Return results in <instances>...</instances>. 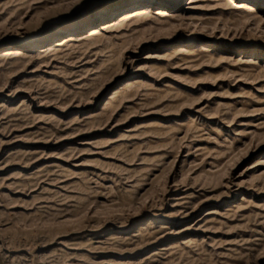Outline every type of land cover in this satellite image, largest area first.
<instances>
[{"label":"rangeland","instance_id":"374dc122","mask_svg":"<svg viewBox=\"0 0 264 264\" xmlns=\"http://www.w3.org/2000/svg\"><path fill=\"white\" fill-rule=\"evenodd\" d=\"M129 1L0 0V264H264V0Z\"/></svg>","mask_w":264,"mask_h":264},{"label":"bare ground","instance_id":"6f19581e","mask_svg":"<svg viewBox=\"0 0 264 264\" xmlns=\"http://www.w3.org/2000/svg\"><path fill=\"white\" fill-rule=\"evenodd\" d=\"M133 1H136V0H130L128 3H127V5L129 6V5H132V3H133ZM138 2H143V1H145V0H137ZM197 0H190V2H196ZM216 2H219L220 0H215ZM234 0H223V5H224V3H226V4H230V3H232ZM131 2V3H130ZM140 2V3H141ZM219 4V3H218ZM217 4V5H218ZM122 8L124 7V5L123 6H121ZM199 6H191V8H198ZM235 7L236 8H243V9H245V10H247V11H250V10H254V11H257V7H256V5H254L252 2H249V1H246V0H240V1H237V3L235 4ZM121 9V8H120ZM144 9H145V6H139V7H136V8H134V9H132V10H126V11H124V12H122L121 13V15H120V17L118 18L119 19V21H121V20H127V19H129L130 17H132L133 15H136L137 13H140V12H142V11H144ZM115 10H119V8L118 7H115V8H112L111 10H108L107 12H109V13H113ZM165 12V10H159L158 11V13H164ZM104 16H100V15H97V16H95V18H94V20H99V19H102ZM93 20V19H92ZM105 23H107V24H103L102 26L103 27H109L110 25H112V24H114L115 22H112V21H108V22H105ZM76 25H74V23H72L71 25H69V27H70V29H72V31L74 30V29H76L75 28V26H77V28H78V30H80V28L81 27H84L85 25H84V23H82V22H76L75 23ZM118 24V23H117ZM102 26H99V28L98 27H92L91 29H89V32L88 33H90V34H92V33H95V32H98L99 31V29H100V27H102ZM66 30V29H65ZM77 30V29H76ZM66 32V31H65ZM81 32L79 31V32H77L76 33V35H78V34H80ZM72 35V36H71ZM73 35H75L74 33H72V34H70V35H65V36H63L60 40H58V41H55V45H64V44H66L69 40H72V39H75L74 37H73ZM90 37V36H89ZM30 41H32V39L30 40ZM20 45H22V44H20ZM208 49V48H207ZM128 83H130V82H128ZM47 261V260H46ZM43 262V261H42ZM45 262V261H44Z\"/></svg>","mask_w":264,"mask_h":264}]
</instances>
